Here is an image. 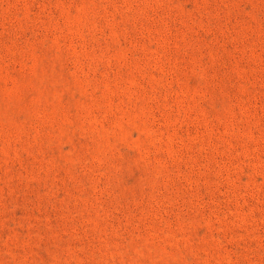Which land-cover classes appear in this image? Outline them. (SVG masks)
I'll use <instances>...</instances> for the list:
<instances>
[{
	"label": "rangeland",
	"instance_id": "obj_1",
	"mask_svg": "<svg viewBox=\"0 0 264 264\" xmlns=\"http://www.w3.org/2000/svg\"><path fill=\"white\" fill-rule=\"evenodd\" d=\"M0 264H264V0H0Z\"/></svg>",
	"mask_w": 264,
	"mask_h": 264
}]
</instances>
